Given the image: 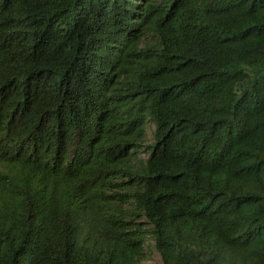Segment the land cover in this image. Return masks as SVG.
Wrapping results in <instances>:
<instances>
[{
    "label": "trees",
    "instance_id": "obj_1",
    "mask_svg": "<svg viewBox=\"0 0 264 264\" xmlns=\"http://www.w3.org/2000/svg\"><path fill=\"white\" fill-rule=\"evenodd\" d=\"M264 264V0H0V264Z\"/></svg>",
    "mask_w": 264,
    "mask_h": 264
},
{
    "label": "rangeland",
    "instance_id": "obj_2",
    "mask_svg": "<svg viewBox=\"0 0 264 264\" xmlns=\"http://www.w3.org/2000/svg\"><path fill=\"white\" fill-rule=\"evenodd\" d=\"M144 264H162V259L159 252L151 247L148 251L147 258L144 261Z\"/></svg>",
    "mask_w": 264,
    "mask_h": 264
}]
</instances>
